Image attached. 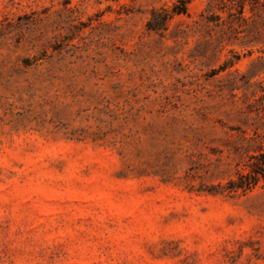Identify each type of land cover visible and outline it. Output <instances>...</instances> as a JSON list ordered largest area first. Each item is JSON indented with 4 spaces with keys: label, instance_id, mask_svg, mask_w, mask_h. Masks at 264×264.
I'll list each match as a JSON object with an SVG mask.
<instances>
[{
    "label": "rangeland",
    "instance_id": "1",
    "mask_svg": "<svg viewBox=\"0 0 264 264\" xmlns=\"http://www.w3.org/2000/svg\"><path fill=\"white\" fill-rule=\"evenodd\" d=\"M175 1L0 0V264H264V45Z\"/></svg>",
    "mask_w": 264,
    "mask_h": 264
},
{
    "label": "trees",
    "instance_id": "2",
    "mask_svg": "<svg viewBox=\"0 0 264 264\" xmlns=\"http://www.w3.org/2000/svg\"><path fill=\"white\" fill-rule=\"evenodd\" d=\"M189 2L176 0L169 8L152 9L145 24L146 31L162 35L173 18L187 15ZM194 25L206 37L207 45L215 51L223 44L235 42L247 46L264 45V0H207ZM233 64L234 61L228 60L220 68L225 69ZM24 65L29 66L28 63ZM254 136L259 137L257 131H254ZM244 166L247 172H237L235 180H228L224 188L218 192H209L230 194L240 191L244 194L253 189L260 179L264 182V149L258 146L254 154L247 157Z\"/></svg>",
    "mask_w": 264,
    "mask_h": 264
}]
</instances>
